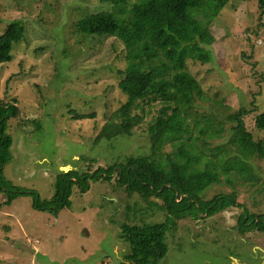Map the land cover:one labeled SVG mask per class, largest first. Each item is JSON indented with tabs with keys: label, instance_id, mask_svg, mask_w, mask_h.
<instances>
[{
	"label": "rangeland",
	"instance_id": "obj_1",
	"mask_svg": "<svg viewBox=\"0 0 264 264\" xmlns=\"http://www.w3.org/2000/svg\"><path fill=\"white\" fill-rule=\"evenodd\" d=\"M104 11H113V3L0 0V35L13 21L25 26L24 39L13 45L11 60L0 64V101H15L19 111L7 123L12 159L2 176L19 189L37 192L44 202L52 198L60 172H86L87 162L95 161L88 171L93 172L150 155V119L131 137L94 143L104 124L127 101L117 87L126 67L123 43L114 37L81 35L75 27L81 18ZM209 29L214 37L213 44L206 46L211 60L187 62L202 92L190 128L195 137L205 130L208 150L217 149L232 136L227 115L246 109L248 131L255 141H264V133L254 128L255 118L264 110V43H257L264 40V15L260 17L257 1H231ZM70 111L93 119L73 120ZM252 166L264 182V163ZM236 188L238 203L245 209L179 221L177 229L167 233L168 253L160 264H264V230L256 227L244 235L237 230L245 210L250 216L264 217V183L258 186L260 192ZM233 189L222 179L206 191L205 199ZM69 202V209L55 216L35 211L30 195L3 206L0 264H121L130 250L121 227L166 219L139 195H129L117 184L116 175L109 181H91L86 192L74 186Z\"/></svg>",
	"mask_w": 264,
	"mask_h": 264
},
{
	"label": "trees",
	"instance_id": "obj_2",
	"mask_svg": "<svg viewBox=\"0 0 264 264\" xmlns=\"http://www.w3.org/2000/svg\"><path fill=\"white\" fill-rule=\"evenodd\" d=\"M106 1L113 3V11L85 16L75 27L81 35L114 37L123 43L126 67L120 71L122 78L117 87L127 101L104 124L94 143L131 137L150 119V155L127 158L93 172L88 171L95 161L87 162L86 172H60L54 180L52 198L44 202L37 192L19 189L2 176L12 159L7 123L16 119L19 111L15 101H0V210L16 198L30 195L35 211L55 216L69 209L74 186L86 192L91 181H109L116 175L117 184L129 195H139L148 206L166 214V219L159 223L121 227V237L130 245L121 264H160L168 253L167 233L176 230L179 221L245 209L238 203L240 192L236 187L260 192L258 186L264 182L252 165L264 163V141H255L248 131L246 109L227 115V121L233 125L232 136L217 149L208 150L205 130H199L195 137L190 128L189 119L202 92L187 62L211 60L206 49L214 42L210 23L233 0H138L131 4L128 0ZM256 1L262 17L264 0ZM24 36L25 26L19 20L7 25L0 35V64L11 60L13 45ZM223 109L229 110L226 106ZM69 113L73 120L93 119L92 115ZM254 128L264 133V110L255 118ZM222 179L234 188L232 192L205 199L206 191L221 184ZM253 228L263 231L264 217L255 219L245 210L238 218L237 230L245 233Z\"/></svg>",
	"mask_w": 264,
	"mask_h": 264
},
{
	"label": "built area",
	"instance_id": "obj_3",
	"mask_svg": "<svg viewBox=\"0 0 264 264\" xmlns=\"http://www.w3.org/2000/svg\"><path fill=\"white\" fill-rule=\"evenodd\" d=\"M257 43H258L259 45H261V44L264 43V40H263V41H262V40H261V41L259 40Z\"/></svg>",
	"mask_w": 264,
	"mask_h": 264
},
{
	"label": "flooded vegetation",
	"instance_id": "obj_4",
	"mask_svg": "<svg viewBox=\"0 0 264 264\" xmlns=\"http://www.w3.org/2000/svg\"><path fill=\"white\" fill-rule=\"evenodd\" d=\"M251 217H253V218H255L256 219V217H254V216H251ZM240 234H242V235H244L245 233H241V231H238ZM260 232V231H259ZM237 262V261H236Z\"/></svg>",
	"mask_w": 264,
	"mask_h": 264
}]
</instances>
